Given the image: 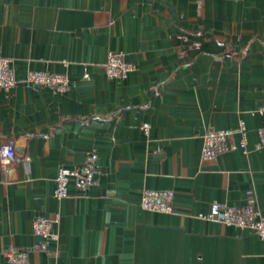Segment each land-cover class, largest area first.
I'll return each instance as SVG.
<instances>
[{
  "label": "crops",
  "instance_id": "1",
  "mask_svg": "<svg viewBox=\"0 0 264 264\" xmlns=\"http://www.w3.org/2000/svg\"><path fill=\"white\" fill-rule=\"evenodd\" d=\"M110 52L134 65L127 78H108ZM0 56L17 78L0 90V264L12 248L26 264H264L255 230L207 218L215 202L264 213V0H0ZM211 129L235 134L205 161ZM89 152L96 183L56 199L59 170ZM145 190L173 192L174 213L143 209ZM55 215L40 249L33 222Z\"/></svg>",
  "mask_w": 264,
  "mask_h": 264
},
{
  "label": "built area",
  "instance_id": "2",
  "mask_svg": "<svg viewBox=\"0 0 264 264\" xmlns=\"http://www.w3.org/2000/svg\"><path fill=\"white\" fill-rule=\"evenodd\" d=\"M108 78L115 80H123L135 70L133 64L127 62L120 53L110 52L107 62L104 65ZM27 82L35 87H43L55 90L57 92H65L69 89V78L65 74H54L50 72L31 71L27 75ZM17 78L12 68V59L0 56V90L10 92L16 85ZM264 112V104L260 109ZM142 129L146 134L150 132V126L144 124ZM238 133L242 137L241 145L243 148L247 146V130L243 123L240 124ZM235 132L231 130L211 129L204 137V145L202 150L203 159L205 161H215L223 152L227 151L230 141ZM260 141L257 144L258 150H264V127L259 130ZM18 153L14 144H8L1 150V161L8 164L12 160H16ZM98 154L89 152L81 168L67 169L61 168L56 178L55 198L63 200L69 196V186L74 183L77 190L85 193L95 181L97 173ZM174 194L171 191L162 190H145L143 192L142 207L145 210L157 211L165 214L174 213ZM208 219L219 221L225 225H232L241 230H255L258 236L264 241V213L257 211L253 206H244L231 208L219 203H213L210 207ZM59 221V215L53 218L38 217L33 222L34 234L43 241L38 248L46 247L47 240L52 236L55 224ZM6 256L11 264H26L27 251L15 250L14 248L7 250Z\"/></svg>",
  "mask_w": 264,
  "mask_h": 264
}]
</instances>
